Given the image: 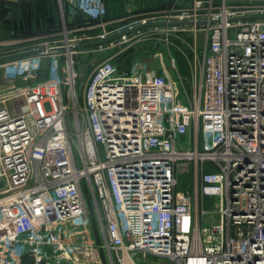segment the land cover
<instances>
[{
    "label": "built area",
    "instance_id": "1",
    "mask_svg": "<svg viewBox=\"0 0 264 264\" xmlns=\"http://www.w3.org/2000/svg\"><path fill=\"white\" fill-rule=\"evenodd\" d=\"M58 1L47 39H0V56L40 48L0 62V264H264V18H246L264 0L115 18L106 0ZM158 21L191 24L77 47ZM147 33L162 36L148 58L80 80L78 53ZM184 33L187 89L164 58Z\"/></svg>",
    "mask_w": 264,
    "mask_h": 264
},
{
    "label": "rangeland",
    "instance_id": "2",
    "mask_svg": "<svg viewBox=\"0 0 264 264\" xmlns=\"http://www.w3.org/2000/svg\"><path fill=\"white\" fill-rule=\"evenodd\" d=\"M214 2L218 3L219 1L215 0ZM173 4L175 6L189 7L191 0H108L107 15L109 18H113L114 16H123L128 13L145 14L154 11V8L166 9ZM218 9L216 8V11ZM60 21V10L57 0H14L12 9H5L0 6V36L3 37L13 34L27 35L29 33H36L35 35H38L41 39V36L44 35L45 37L46 34H50L47 33L49 29L58 25ZM189 36L188 33H184L180 37L175 34L168 37L172 45L170 44L168 49L165 48L166 53L164 55L167 64L171 62L172 58L174 59L175 73L179 75L181 83L186 89L188 87L187 76L189 71L187 58L190 56ZM161 37L158 33L154 35L147 33V35H141L142 39L136 37L131 41L108 48L78 53L76 59L80 67V80L83 81L88 76L93 65L110 56H114L113 60L117 62L118 57L123 59L126 57L128 50L131 51V57L134 54L133 58H140L141 60L148 58L154 48V44L158 45V41L162 40ZM47 38L45 37V39ZM127 46L129 48H126ZM2 49L3 47L0 46V50ZM179 174L177 190L190 194L192 175L185 172H179ZM209 201V207H212L214 199H210ZM134 259L137 264L161 263L158 257L151 255L145 257L142 253H137Z\"/></svg>",
    "mask_w": 264,
    "mask_h": 264
},
{
    "label": "water",
    "instance_id": "3",
    "mask_svg": "<svg viewBox=\"0 0 264 264\" xmlns=\"http://www.w3.org/2000/svg\"><path fill=\"white\" fill-rule=\"evenodd\" d=\"M246 18H264V15H257V16L253 15V16H247ZM167 24H171V25H186V24H191V22H189V21H171V22L158 21V22H150V23H147V24L138 25V26H136L134 28H131V29L124 30L122 32H119L117 34H114V35L109 36V37L104 38V39L80 43V44H78L77 47L84 48V47H95V46H98V45H103L105 43H108V42H111V41H113L115 39H118L122 35L130 34L131 32H134L136 30H141V29H144L146 27L153 26V25H167ZM39 51H40V48H32V49H27V50H23V51L11 53V54L3 55V56H0V62L4 61V60H7V59L17 58V57H21V56L29 55V54H34V53H37ZM0 184H1V182H0Z\"/></svg>",
    "mask_w": 264,
    "mask_h": 264
},
{
    "label": "trees",
    "instance_id": "4",
    "mask_svg": "<svg viewBox=\"0 0 264 264\" xmlns=\"http://www.w3.org/2000/svg\"><path fill=\"white\" fill-rule=\"evenodd\" d=\"M107 1H108V0H106V3H107ZM13 4H14V1H6V0H2V1H0V6H1L2 8H5V9H12ZM63 5H64V9L66 10V8H67V6H68L66 0H63ZM152 8H154V7H152ZM107 11H108V10H107ZM120 16H121V15H120ZM107 17H109V16L107 15ZM117 17H119V16H117ZM86 22H88V19H87V18H84V17H82V16L79 15V16H77V17L73 20V22H71L70 24H84V23H86ZM60 27H61V21L59 22L58 25L51 27V28L49 29V32H47V33H51V32L57 31ZM35 34H36V33H29V34H27V35L13 34V35H10V36H5V37H25V36H33V35H35ZM0 37H3V36H0ZM88 48H90V47H88ZM130 53H131V51L128 50V51L126 52V57H125L124 59L118 57V61H119V62L117 61V63L120 64V66H121L122 68H125V67L129 66V64L131 63V61H132V59H133V57H134V54H132L133 56L131 57Z\"/></svg>",
    "mask_w": 264,
    "mask_h": 264
},
{
    "label": "crops",
    "instance_id": "5",
    "mask_svg": "<svg viewBox=\"0 0 264 264\" xmlns=\"http://www.w3.org/2000/svg\"><path fill=\"white\" fill-rule=\"evenodd\" d=\"M0 1H2V0H0ZM6 1H14V0H6ZM57 2H58V6H59V1L57 0ZM62 2H63V0H62ZM107 3H108V1H107ZM107 10H108V5H107ZM115 17H117V16H114L113 18H115ZM0 38H12V37H0Z\"/></svg>",
    "mask_w": 264,
    "mask_h": 264
}]
</instances>
